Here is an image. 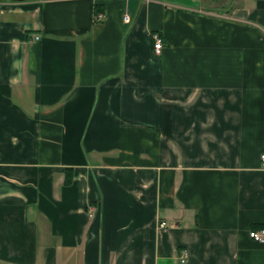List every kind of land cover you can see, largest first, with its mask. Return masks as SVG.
Listing matches in <instances>:
<instances>
[{
	"label": "crops",
	"instance_id": "1",
	"mask_svg": "<svg viewBox=\"0 0 264 264\" xmlns=\"http://www.w3.org/2000/svg\"><path fill=\"white\" fill-rule=\"evenodd\" d=\"M217 1L0 0V264H264V0Z\"/></svg>",
	"mask_w": 264,
	"mask_h": 264
},
{
	"label": "built area",
	"instance_id": "2",
	"mask_svg": "<svg viewBox=\"0 0 264 264\" xmlns=\"http://www.w3.org/2000/svg\"><path fill=\"white\" fill-rule=\"evenodd\" d=\"M104 18H105V15H99L97 17L98 20H102ZM124 19L127 22L130 21V18H129L128 15H126ZM35 38L38 40L39 36L36 35ZM153 40H154V51H155V53H161L162 49L164 48V40H163V38L160 36L159 33H154L153 34ZM261 159L264 162V152L261 154ZM165 225H166L165 222L161 223V226L164 227ZM250 236L252 238H254L255 240H257V241H264V230H262V231L252 230L250 232ZM186 258H187V253H183V255L181 256V262L184 263L186 261Z\"/></svg>",
	"mask_w": 264,
	"mask_h": 264
},
{
	"label": "rangeland",
	"instance_id": "3",
	"mask_svg": "<svg viewBox=\"0 0 264 264\" xmlns=\"http://www.w3.org/2000/svg\"><path fill=\"white\" fill-rule=\"evenodd\" d=\"M222 0H220V1H217V2H215L214 3V7H216V6H218L220 9H221V7H225L224 5V2H221Z\"/></svg>",
	"mask_w": 264,
	"mask_h": 264
}]
</instances>
